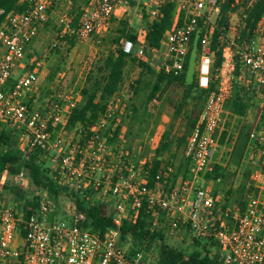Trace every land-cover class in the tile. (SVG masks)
<instances>
[{
  "label": "built area",
  "instance_id": "obj_1",
  "mask_svg": "<svg viewBox=\"0 0 264 264\" xmlns=\"http://www.w3.org/2000/svg\"><path fill=\"white\" fill-rule=\"evenodd\" d=\"M61 1L27 0L25 12L6 13L0 7V133L16 138L22 160L38 151L37 164L49 170L59 187L79 195L95 192L98 201L110 204L114 225L101 234L90 231L76 210L68 219H56L48 190L34 186L21 168L0 178V264H152L149 255L141 248L133 252L120 236L122 222L134 219L143 204L154 226L164 217L166 238L183 240L187 233L186 246L192 238L213 242L211 254L223 264H264V124L259 117L242 159L252 187L244 206L226 204L222 193L208 189L204 177L212 165H221L214 161L221 135L229 124L243 119L226 107L233 89L249 104L248 111L257 98L264 110V17L239 45L238 36L228 40L231 27L219 25L221 5L227 0H87L75 25L70 15L63 16L60 37L85 42L106 35L112 20L135 14L141 34L133 44L122 38L119 45L154 74L177 76L192 55L198 59V87L207 95L185 146L188 176L171 185L167 180L174 171L167 167L156 176L164 178L162 183L149 189L145 162L111 150L121 112L113 99L93 125L70 129L79 91L53 93L33 107L39 99L38 64L26 69L23 62ZM168 6L173 8L172 24L158 46L149 48L145 32L163 18ZM219 51L222 60L214 68ZM150 105L156 106V100ZM12 189L22 195L20 202Z\"/></svg>",
  "mask_w": 264,
  "mask_h": 264
},
{
  "label": "trees",
  "instance_id": "obj_2",
  "mask_svg": "<svg viewBox=\"0 0 264 264\" xmlns=\"http://www.w3.org/2000/svg\"><path fill=\"white\" fill-rule=\"evenodd\" d=\"M234 0H228L227 3L221 5V20L219 25L224 27L228 23L229 11H234L230 8ZM0 7L8 12H25L29 8L27 0H0ZM172 11L173 8L168 6L164 9V16L157 22H155L148 31L145 32V39L149 48H156L162 35L170 28L172 24ZM78 16L72 21V25H75L78 21ZM245 26L241 33V39L247 40L251 37L252 31L255 29L259 20L264 17V0H255L250 8L245 12ZM3 18H0V25ZM141 34L138 30L131 28L129 22L121 21L118 23L117 36L113 39L112 43L116 47L109 51L104 58L95 63L89 71L88 76L85 79L84 86L81 89V100L68 120L67 129L73 128L77 125L88 127L93 125L99 116L103 113L109 100L120 91L125 80V69L128 65L133 64L139 70V76L137 80L130 84L131 99L138 96L141 90L148 89L146 102L151 99L156 101H162L163 104L172 110L173 118L177 119L180 115L185 116L186 125L184 127L183 134L176 135L173 139L168 140L166 143H161V151H169V158L166 163L161 162L158 158L145 162V169H147L146 183L149 189H153L157 181L162 183L163 179H156L157 175H160L167 167L173 168L172 160L176 158V154L180 151L184 157L185 145L187 139L193 130L198 116L201 111L202 102L205 101L207 91L198 87L197 79L192 75V79L188 81V67L186 64L185 69L179 75H164L154 74L147 68L144 62L135 58L131 53L127 52L119 45L121 38L126 39L129 43L133 44L138 36ZM241 41V40H240ZM74 42V41H73ZM72 43V42H70ZM214 43H218V34H216ZM73 44V43H72ZM221 52L216 53L214 62V68L218 67L221 63ZM148 69V73L153 79L145 82L143 79V70ZM211 89L214 85L211 84ZM226 107L232 113L238 116H245L249 104L245 102L240 94L233 89ZM130 112V118L135 119L138 113V109L133 102L129 103V107L125 106L123 111ZM264 124V120H262ZM121 130V126H117L114 136L111 139V143L115 144L118 140V136ZM251 128L241 127L238 138L232 149L234 156L238 159L241 158L244 148L248 143V135ZM175 147V151L171 152V147ZM0 146L4 149L0 152V178L5 174H14L21 168H25L32 180V183L36 187L47 189L54 206L57 207V200L60 196H67L75 205L77 212H81L85 216V221L82 226L93 232L103 233L107 229L114 225V212L111 209L110 204L106 202L98 201L95 204L91 203V198L96 195L95 192H89L85 195H79L66 188L59 187L58 184L49 175V170L43 165L37 164V160L40 157V153L35 151L32 155L22 160L21 152L17 149V140L12 135L5 132L0 133ZM114 151V150H113ZM159 153V150H156ZM117 153L116 151H114ZM185 165H188V160L184 157ZM229 168L225 169L219 165H212L210 170L205 174V180L211 183H224L229 179L231 175ZM175 172L167 180L169 183L174 184ZM250 171L246 168L244 178L249 180ZM177 175V174H176ZM250 184V181H249ZM225 186H229L226 184ZM3 189L0 184V191ZM168 189V185H164V190ZM239 197H243L239 200L238 206L243 207L246 195L252 192V187L244 190V185H240L236 190ZM213 194L217 193V190H211ZM235 192L229 188L225 191L226 204L229 203V198L233 196ZM245 193V194H244ZM13 198L18 202L22 199V195L18 190H11ZM228 198V199H227ZM235 205V204H234ZM237 205V204H236ZM29 208L34 204L27 205ZM19 209V206H17ZM25 207H22V209ZM152 213L146 208V204L138 210L137 215L131 221H123L120 226L121 241L124 245L129 246L131 250L137 251L140 248L144 251L145 255H149L153 248L156 249V260L154 264H223L217 260V258L211 254V248L213 242H208L202 239L192 238L190 244L186 246L187 233L184 234L182 241L185 244V248H174L165 243L164 229L167 227L164 217L160 218L157 226L153 225Z\"/></svg>",
  "mask_w": 264,
  "mask_h": 264
},
{
  "label": "rangeland",
  "instance_id": "obj_3",
  "mask_svg": "<svg viewBox=\"0 0 264 264\" xmlns=\"http://www.w3.org/2000/svg\"><path fill=\"white\" fill-rule=\"evenodd\" d=\"M254 1L255 0H234V2H232L230 8H233L234 11H229L228 13L229 24L227 23V26L229 25L231 27V30L229 29L228 31V40H232L238 36L236 42L239 45L246 42V39H241V33L245 26V12ZM227 2L228 0L223 4ZM86 3L87 0L61 1L52 13L47 24L38 30L36 37L32 40L23 65L28 69L33 62L38 64L40 85L39 99L33 104V107H38L42 104L43 100L50 98L53 93L79 91L81 95V89L84 86L85 79L92 66L116 47L112 41L117 36L118 23L121 21H128L129 26L135 29V31L142 26L141 20L135 14L128 13L120 19L112 20L108 33L101 38L94 37L85 42H77L67 35L60 37L59 33L63 16L68 14L73 20L78 16V13L81 12V9ZM197 67L198 59L195 55H192L188 67L189 82L192 79V75L197 79ZM147 71L148 69L146 68L142 71L144 74L143 79L145 82L149 80L152 82L153 79ZM139 75V70L135 65H128L125 69V80L122 88L109 100L111 101L113 99V101L118 104L119 111H123L125 106L129 107L130 102H133L138 109L135 119L130 118L131 115L129 111H125L122 115H119L120 121L118 126H121V130L116 143L111 144V150L116 151L118 154H123V156L137 163L150 162L155 158L166 163L169 158V151H161L160 145L161 143H166L168 140L173 139L176 135L181 136L187 121L184 114L174 119V113L170 108L166 107L162 101H156V106L150 105L153 99L146 102L149 93L148 89L143 88L137 97L130 100L132 94L130 84L137 80ZM253 103V107L243 116L240 122L234 121L229 124L226 128L227 131L221 135L218 142L220 146L217 148L214 161L221 163L219 166L225 169L229 168L228 172L231 174L229 179L224 183L220 182L217 184L207 181V187L210 191L216 189L218 192L222 193L225 198L227 197L225 191L231 188L235 192L233 196L229 198V203L231 205H238L239 200L243 199V197H239L236 191L239 186L243 184L246 192L250 185L248 178H244L246 166L242 162L246 148H244L240 159L231 152L241 127L252 129L253 123L258 117L261 121L264 120V110L259 108L260 100L258 98L254 99ZM203 104L204 101L202 102V107ZM175 147L174 145L171 147V152L175 151ZM156 150H159V153H157ZM172 165L174 168L173 171L175 170V172H177V170H179V172L176 173L177 175L175 174L174 183L180 182L183 178L188 176V165H185L183 154H181L180 151L176 154V158L172 160ZM173 174L174 172L172 175ZM226 184L229 186H225ZM10 196L12 197V195ZM97 202L96 196L91 198L92 204ZM75 210V205L70 198L63 195L57 200V207H55L54 215L56 219L59 220L63 218L68 219ZM182 237L184 239V236ZM182 241L181 238L165 237V243L174 248H185V244H183ZM149 260L150 263L154 264L156 260L155 248L149 253Z\"/></svg>",
  "mask_w": 264,
  "mask_h": 264
},
{
  "label": "crops",
  "instance_id": "obj_4",
  "mask_svg": "<svg viewBox=\"0 0 264 264\" xmlns=\"http://www.w3.org/2000/svg\"><path fill=\"white\" fill-rule=\"evenodd\" d=\"M118 16H119V12H118ZM130 23H131V21H130ZM249 111H247V113H248Z\"/></svg>",
  "mask_w": 264,
  "mask_h": 264
}]
</instances>
